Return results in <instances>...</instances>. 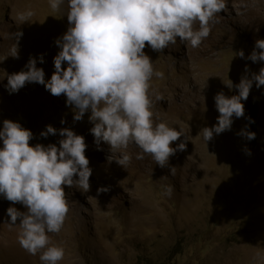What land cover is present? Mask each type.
<instances>
[{
    "label": "rangeland",
    "instance_id": "374dc122",
    "mask_svg": "<svg viewBox=\"0 0 264 264\" xmlns=\"http://www.w3.org/2000/svg\"><path fill=\"white\" fill-rule=\"evenodd\" d=\"M224 2L199 47L182 44L179 38L161 52L146 45L154 71L162 73L150 81L153 119L181 131L184 135L178 140L186 149L170 156L161 168L149 155L136 159L140 150L129 144L119 150L131 157L124 168L108 159L106 143L97 150L89 131L90 112L74 121L63 94L53 96L38 83H27L13 94L5 89L8 75L26 70L29 58L41 54L43 63L37 59L36 66L43 69L45 80L51 77L59 51L55 40L69 27L67 5L52 10L48 0H0V127L5 119L19 122L34 134L30 145L45 146H58L62 138L58 133L41 137L47 125L70 128L87 145L90 188L82 192L62 185L69 210L61 231L48 233L50 244L65 250L59 264H264V85L253 84L242 101L244 116L233 117L231 130L214 135L207 145L199 134L217 122L215 94L237 95L235 85L241 77L264 67V62L247 59L255 40L264 39V0ZM26 9L34 15L21 24L17 14ZM16 32L23 35L18 56L12 57ZM241 50L243 59L237 55ZM230 81L232 89L224 84ZM157 94L163 101L155 100ZM251 102L258 109L256 147L237 134L246 129V107ZM117 157L114 152L111 158ZM102 186L109 190L98 194ZM9 206L27 211L0 197V264H40L39 254L30 255L20 247L19 227L6 223Z\"/></svg>",
    "mask_w": 264,
    "mask_h": 264
},
{
    "label": "clouds",
    "instance_id": "9594fccd",
    "mask_svg": "<svg viewBox=\"0 0 264 264\" xmlns=\"http://www.w3.org/2000/svg\"><path fill=\"white\" fill-rule=\"evenodd\" d=\"M48 4L52 10L67 5L69 27L55 40L59 48L53 58L55 70L45 80L43 69L36 66L37 59L43 63V54L30 57L24 66L26 70L7 76L6 91L13 94L27 83H38L53 96L63 94L66 105L73 108L74 121L82 120L90 112L88 120L93 127L89 131L97 150H102L101 142L106 143L111 152L108 159L124 168L131 157L119 150L129 144L140 150L136 159L149 155L161 168L168 165L170 156L184 151L186 143L181 141L172 147L184 134L153 119L150 81L153 75L160 77L162 73L154 71L144 49L147 45L161 52L175 44L177 38L182 44L199 47L210 34V24L224 10V0H48ZM33 15L31 9H26L17 18L23 24ZM22 35L14 34L15 44L9 56H18L17 44ZM237 55L245 58L242 50ZM247 59L264 62V39L255 40ZM254 83L257 88L264 85V67L258 73L241 77L235 85L237 95L215 94L217 122L199 132L206 145L214 135L231 130L233 117L244 116L242 101L247 100ZM224 84L233 88L231 81ZM162 99L155 95L156 101ZM248 119L254 123L251 117ZM61 123L65 121L62 119ZM57 133L62 137L58 146L30 145L34 134L19 122L5 119L0 127V197L27 209L21 212L9 206L6 216L10 219L6 223L19 227L20 247L30 255L39 254L40 264H59L65 255L64 248L51 245L48 236L61 231L69 210L62 185L87 192L92 174L82 135L51 125L39 135L47 138ZM237 134L248 140L255 138V133L246 129ZM245 151L251 154L249 149ZM114 152H118L116 159L111 158ZM108 190L102 186L97 193ZM167 191L171 193L170 188Z\"/></svg>",
    "mask_w": 264,
    "mask_h": 264
},
{
    "label": "water",
    "instance_id": "95a60500",
    "mask_svg": "<svg viewBox=\"0 0 264 264\" xmlns=\"http://www.w3.org/2000/svg\"><path fill=\"white\" fill-rule=\"evenodd\" d=\"M257 114L258 109L256 108V103L251 102L246 107V114H245V124H246V130L251 131L255 133V138L252 140H248L250 145L253 147H256L257 140H258V130H257ZM249 117L254 120V123L249 122Z\"/></svg>",
    "mask_w": 264,
    "mask_h": 264
},
{
    "label": "bare ground",
    "instance_id": "6f19581e",
    "mask_svg": "<svg viewBox=\"0 0 264 264\" xmlns=\"http://www.w3.org/2000/svg\"><path fill=\"white\" fill-rule=\"evenodd\" d=\"M183 88H184V87H183ZM173 89H174V88H173ZM180 90H182V89H180ZM184 90H185V88H184ZM177 91H178V90H177ZM180 92H181V91H180ZM182 92H183V91H182ZM175 94H176V93H175ZM179 94H180V93H179ZM182 94H184V96H186V95L188 94V92L185 91V92H183ZM173 95H174V94H173ZM180 96H181V95H180ZM169 97H170V96H169ZM162 98H163V97H162ZM171 98H172V97H171ZM171 98H170V99H171ZM174 98H175V97H174ZM165 99H166V98H165ZM162 101H163V100H162ZM164 101H165V100H164ZM167 101H168V100H167ZM172 105H173V104H172ZM169 106H170L169 109H171V104H170ZM169 109H168V110H169ZM175 109H176V108H175ZM178 109H179V108H178ZM168 110H167V111H168ZM178 143H180V139L177 140V141H175V142H173L171 146H175V145L178 144ZM205 147H206V146H205ZM197 148H198V147H197ZM197 148H196V149H197ZM199 148H200V147H199ZM196 149H195V151H196ZM192 150H193V149H192ZM195 153H196V152H195ZM198 153H199V152H198ZM192 154H193V153H192Z\"/></svg>",
    "mask_w": 264,
    "mask_h": 264
}]
</instances>
